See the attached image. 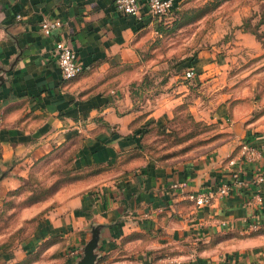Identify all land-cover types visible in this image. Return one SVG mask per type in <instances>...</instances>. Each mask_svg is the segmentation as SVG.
I'll list each match as a JSON object with an SVG mask.
<instances>
[{"label":"crops","instance_id":"obj_1","mask_svg":"<svg viewBox=\"0 0 264 264\" xmlns=\"http://www.w3.org/2000/svg\"><path fill=\"white\" fill-rule=\"evenodd\" d=\"M113 3L0 0V196L64 148L74 152L80 168H109L87 181L88 191L59 193L62 204L33 239V249L45 248L33 264L44 258L60 264L71 248L76 253L66 264L79 260L93 226L99 228L95 264H264V192L260 208L248 204L255 174H264V153L255 164H242L238 180L245 183L198 209L186 199L188 191L235 181L237 168L223 157L231 149L181 167L144 162L131 153L143 124L140 107L129 97L132 74L138 68L155 72L150 61L163 54L165 38L146 12L140 20L119 16ZM44 19L61 22L49 37L40 30ZM57 40L69 44L83 66L73 80L61 78L53 56ZM216 54L202 51L193 60L195 80L205 83L216 70ZM244 141L261 146L264 134H248ZM178 181L187 188L172 190ZM222 221L225 227L218 225ZM193 232L203 234V243L195 242Z\"/></svg>","mask_w":264,"mask_h":264},{"label":"rangeland","instance_id":"obj_2","mask_svg":"<svg viewBox=\"0 0 264 264\" xmlns=\"http://www.w3.org/2000/svg\"><path fill=\"white\" fill-rule=\"evenodd\" d=\"M177 12L180 25L162 31L163 54L150 61L149 69L158 74L141 68L132 74L129 97L140 107L142 160L181 167L231 149L223 153L229 163L239 157L248 134H264V0H183ZM202 51H217L216 70L205 83L188 82L184 73ZM173 99L180 100L168 106ZM151 112L156 116L148 118ZM74 159L73 151L64 148L1 192L0 264H33L45 253L43 245L33 249V239L41 222L62 204L59 193L74 195L91 187L92 175ZM192 234L199 243L203 234ZM75 253L64 251L62 263ZM51 263L59 264L53 258L39 264Z\"/></svg>","mask_w":264,"mask_h":264},{"label":"built area","instance_id":"obj_3","mask_svg":"<svg viewBox=\"0 0 264 264\" xmlns=\"http://www.w3.org/2000/svg\"><path fill=\"white\" fill-rule=\"evenodd\" d=\"M113 8L117 15L131 17L135 20H140L143 17V11L150 18H158L160 20L171 21L173 13L179 9L178 0H146L144 3L139 0H114ZM20 16H17L19 19ZM61 26L58 19H44L40 23V30L46 37L51 36L52 32ZM53 56L56 59L60 75L63 81L75 79L83 71V66L79 62L75 50L63 40H57L53 44ZM195 71L189 68L184 73V79H194ZM264 153V144L261 146H251L244 144L241 148L239 157L232 159L228 163V167L237 168L233 174L235 181L232 183L221 182L202 189L188 191L186 199L191 202L196 209L205 208L215 201L228 197L234 185H241L244 181H239V176L242 173V164H255L258 162ZM253 192L249 206L252 208H260L263 202L264 192V174L256 173L252 182ZM186 181H178L171 184L172 190H184L187 188ZM219 226L225 227V221L219 222ZM248 229L255 230L256 225H248Z\"/></svg>","mask_w":264,"mask_h":264},{"label":"trees","instance_id":"obj_4","mask_svg":"<svg viewBox=\"0 0 264 264\" xmlns=\"http://www.w3.org/2000/svg\"><path fill=\"white\" fill-rule=\"evenodd\" d=\"M180 4H181V1H180V3H179V8H180ZM179 10V9H178ZM178 10H176L174 13H173V18H172V20H171V22L170 23H164V21L163 20H160V19H158V18H153V21L158 25V27H157V31L158 32H164V31H168V30H170V26L172 25V27H174V28H177V26H179L180 25V21H179V19L177 18V14H178ZM261 23H263L264 24V18L263 19H261V21H260ZM245 26H246V24H245ZM253 34H255V33H253ZM193 62V60L191 61V63ZM189 68H191L190 66H188V69ZM187 70V69H186ZM195 79V78H194ZM194 79H187V81L188 82H192ZM143 134L144 133H142V134H140V137H139V144H138V146L137 147H134L133 148V150L131 151V153L136 157H138V158H141V159H144V157H143V148H142V139L141 138H143ZM74 153V152H73ZM102 168L103 167H101V168H98V169H92V168H90V167H86V168H83V169H85L87 172H89V174H90V176L92 175V176H95V175H98V174H100L102 171ZM103 172H105V171H103ZM91 176V177H92ZM231 234H229V235H224V236H218V239L217 240H220V241H223V240H227V239H229V238H231ZM36 257L35 256H33L32 257V260L31 261H29V262H32L34 259H35ZM31 259V258H30Z\"/></svg>","mask_w":264,"mask_h":264},{"label":"water","instance_id":"obj_5","mask_svg":"<svg viewBox=\"0 0 264 264\" xmlns=\"http://www.w3.org/2000/svg\"><path fill=\"white\" fill-rule=\"evenodd\" d=\"M99 239V228L93 227L91 231V238L83 247L82 256L73 264H95L97 256L95 250L97 248Z\"/></svg>","mask_w":264,"mask_h":264}]
</instances>
